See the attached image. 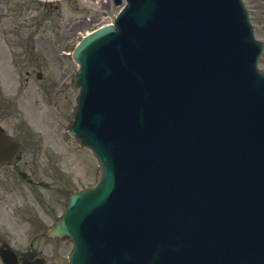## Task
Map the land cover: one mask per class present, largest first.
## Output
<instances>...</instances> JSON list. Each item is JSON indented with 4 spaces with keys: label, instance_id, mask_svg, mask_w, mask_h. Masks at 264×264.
Wrapping results in <instances>:
<instances>
[{
    "label": "rangeland",
    "instance_id": "1",
    "mask_svg": "<svg viewBox=\"0 0 264 264\" xmlns=\"http://www.w3.org/2000/svg\"><path fill=\"white\" fill-rule=\"evenodd\" d=\"M21 1L23 30L30 31L35 27L36 30L34 32L37 33L39 46L41 47V41L46 45L45 40L48 39L54 52L53 64L48 67L45 66L43 69L44 79L29 88L30 101L37 98L36 104L42 108L36 110L31 104L27 111V115L34 123V126H32L33 130L35 132L41 130L46 139V142L42 144V147H46V150L41 147L35 149L31 146V150L25 147V152L48 151L42 163L59 165V168L52 171L51 174H57L58 178L62 176L69 177V186L78 187L93 179L90 172L94 173V162L90 158L88 151H78L74 147L75 144L73 142L64 143L59 140L58 128L56 125H52V121H54L52 118L56 111L52 110L51 112L50 97L47 91H41L39 88L46 84L47 80L50 81L51 76L55 77V80L62 78L64 75L67 78L69 73L73 71V62L60 58L59 51L63 49L62 45L66 43L71 48L76 38L86 29L94 26L98 20H108L117 9L112 6L111 0ZM245 2L250 8L256 35L264 40V0H245ZM261 65L264 67L263 62ZM3 81H8V79H3ZM75 94L76 90H69L70 103H72V98ZM17 97L14 91L9 90H3V94L0 97V114L3 117L4 126L10 131L13 130V124L15 123V118L12 115L16 112L12 104ZM63 98L60 97L61 107L63 106ZM62 122L63 119H61L60 123ZM50 125L51 127H49ZM61 132L62 130H60ZM47 173L49 174L50 172ZM55 198H57L56 195ZM45 219L48 221L49 217H45ZM52 256L54 259L59 255Z\"/></svg>",
    "mask_w": 264,
    "mask_h": 264
},
{
    "label": "water",
    "instance_id": "2",
    "mask_svg": "<svg viewBox=\"0 0 264 264\" xmlns=\"http://www.w3.org/2000/svg\"><path fill=\"white\" fill-rule=\"evenodd\" d=\"M150 1V0H149ZM183 3H187L186 0H182ZM190 2L194 5V8H195V11L198 15H201V16H207L209 14H213L215 13V10L213 8H210V0H206L207 4L209 5H206L202 0H190ZM147 3L148 1L147 0H143L141 3L139 2L135 8V10H133L132 12H128L127 16L124 18V22H129L131 20H133V23H138V22H142L140 21L143 20L145 17L146 19L148 18V13H147ZM225 4L228 5L230 4V1L229 0H226L225 1ZM188 5V4H187ZM227 11L230 10V9H226ZM223 12V11H222ZM138 17V18H137ZM212 17V16H210ZM132 18V19H131ZM213 18V17H212ZM103 32L102 33H98L94 36H91L89 37L86 41L89 42V44L94 45L96 43H99L104 35H103ZM206 169H207V173H206ZM206 169H203V172H202V175H197L196 177L200 180L203 181V183L205 185H208L210 187V163L207 164L206 166ZM206 173V174H205ZM188 174V172H187ZM186 174V176H187ZM182 176V175H181ZM185 176V177H186ZM184 177V178H185ZM190 175H188L186 178H185V181L184 184L186 185L187 188H191L192 189V194L196 195V196H199L201 195V191L202 189H204L206 191V187L203 186V187H194L193 186V183H191L189 180H190ZM104 178V177H103ZM103 180V179H102ZM108 192V188L107 187H104L101 192H100V195L103 196L105 195L106 193ZM208 194V192H207ZM77 196H80V194L78 195H75L74 197H77ZM83 198V196L79 197V201ZM197 202L201 203L200 205H198V208H197V212H201L203 211V208L206 204V201H207V197L206 198H203V197H198V199H196ZM183 203H186L185 201H183ZM77 210V207L74 209V211ZM75 218V217H74ZM73 218V219H74ZM63 230V225H61V228ZM206 232H209L210 233V217L209 218H206L205 220V226L203 228ZM252 258L250 259L249 261V264H252Z\"/></svg>",
    "mask_w": 264,
    "mask_h": 264
},
{
    "label": "flooded vegetation",
    "instance_id": "3",
    "mask_svg": "<svg viewBox=\"0 0 264 264\" xmlns=\"http://www.w3.org/2000/svg\"><path fill=\"white\" fill-rule=\"evenodd\" d=\"M1 181V180H0Z\"/></svg>",
    "mask_w": 264,
    "mask_h": 264
}]
</instances>
